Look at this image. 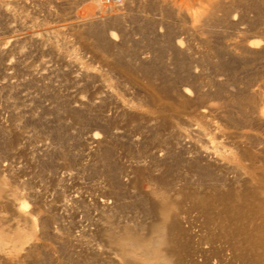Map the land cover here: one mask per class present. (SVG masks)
Returning <instances> with one entry per match:
<instances>
[{
	"label": "rangeland",
	"instance_id": "rangeland-1",
	"mask_svg": "<svg viewBox=\"0 0 264 264\" xmlns=\"http://www.w3.org/2000/svg\"><path fill=\"white\" fill-rule=\"evenodd\" d=\"M217 1L0 0V264L201 263L218 187L264 230V0Z\"/></svg>",
	"mask_w": 264,
	"mask_h": 264
},
{
	"label": "bare ground",
	"instance_id": "bare-ground-1",
	"mask_svg": "<svg viewBox=\"0 0 264 264\" xmlns=\"http://www.w3.org/2000/svg\"><path fill=\"white\" fill-rule=\"evenodd\" d=\"M193 2H194V0H193ZM216 3H218L217 0H195V6H196V4H199V6L195 8V10L193 11L194 12L193 14L197 15V19H198V17L201 16V15L204 16V14H206L208 12H213V9H214V6L216 5ZM99 4H101V1H100ZM232 18H233V16H232ZM94 136L96 137L97 135L95 134ZM230 191L231 190L222 191V189L218 187V188H215L213 194H211L208 197H205V199H204L205 200L204 204L207 205V206H209L210 204L213 205V202L215 201L216 198L217 199H221L222 202H225V204H227V207L230 206L229 215L231 214L232 217L236 218L235 220H233L231 216H229V215L226 216L224 211H223L224 213L219 211L218 212L219 213V218L218 219H220V223H221V225H219L220 226L219 227L220 232L218 233L219 235H216V236L212 235V236H209L208 238L207 237L204 238V234L202 235L201 232L199 234L197 232L194 233V230H192V228L188 229L187 227H184L182 225V223L179 221L178 217L176 215H173V213H172V215L174 217L171 218V221L169 222V224L165 225L166 229H167V235H166V238H165V242H166V246H169V248H170V252H169V249L167 248L168 249L167 251L169 252V254L171 252L172 253L176 252V253L181 254V253H183L182 251H184L186 249L185 252H188V253L191 252L192 253L193 261L196 262V260H198L199 262H201V263L197 262L195 264H223V263L226 262L225 260L227 258H231L232 259L233 256L237 255V256H240L241 259L242 258L244 259L247 255H249V252L252 254V252L254 253L259 248L264 247V242H263L264 230H261L262 227H261V229H259L256 225H251V223H250L251 220L254 219V220H252V224H253V222L255 221L256 216H255V218H252V219L250 218L251 220H248L249 219V217H248L249 215H248V213L245 212L246 216H243V217L244 218L248 217V219H246V220L250 221L249 222L250 226H248V227L244 226L247 223V222H245L246 220L244 221L245 224H242L243 222H240V221H243V220H239L238 219V216H239L240 219L242 218L240 216L242 214V208L241 207H243V206L240 207L241 204L238 205L236 203V201L239 202V199H242V198H240V196H242V195L241 194H239V195L238 194H233V193H236V190H235V192H230ZM155 196L158 197V201H159V205H157L158 206L157 209H160V211L162 210V212L163 211H165V212L168 211L169 212V204L172 201H169V197H168L167 193L166 192L165 193L158 192V195H155ZM174 202L175 201L173 200L172 203L174 204ZM219 204H221V203L219 202ZM176 205L177 204L175 202V206ZM216 206H217V204H216ZM178 208H179V206H178ZM252 208L255 209L254 207H252ZM256 209H255L254 213L255 214H258V212L260 213V211L258 209L257 210ZM249 210H250V208H249ZM244 211H246V209ZM252 211H250V212L252 213ZM171 212H172V209H171ZM227 212H228V210H227ZM260 217H262V216H260ZM218 223H219V221H218ZM260 223H262V222H260ZM137 224H135L134 226H130V227L126 226L125 229L122 231V234L127 236V237H129V238L140 240L142 238V235H140L141 234V228H139L140 226L138 227ZM118 225H120V224H117L116 228L120 227ZM259 225H262V224H258V226ZM263 228H264V226H263ZM122 234H120V235H122ZM141 240H143V239H141ZM245 241L248 243V246L245 245L247 247L244 246V244H245L244 242ZM162 250H164V249H162ZM162 250H160V251L162 252ZM185 252L183 253V255L185 254ZM254 254H256V253H254ZM161 255H163V254H161ZM173 256H175V255L173 254ZM250 257H249V259H250ZM253 257H254V255H253ZM238 259H239V257H238ZM249 259H247L245 262L249 263V261L251 260V259L250 260ZM223 260L225 262H223ZM233 260H231V261H233ZM227 261H228V259H227ZM243 261H242V264L244 263ZM176 262L177 261H175V263ZM187 264H191V263L189 262ZM226 264H227V262H226Z\"/></svg>",
	"mask_w": 264,
	"mask_h": 264
},
{
	"label": "built area",
	"instance_id": "built-area-1",
	"mask_svg": "<svg viewBox=\"0 0 264 264\" xmlns=\"http://www.w3.org/2000/svg\"><path fill=\"white\" fill-rule=\"evenodd\" d=\"M104 1L107 3H113V2H116L117 0H104Z\"/></svg>",
	"mask_w": 264,
	"mask_h": 264
}]
</instances>
